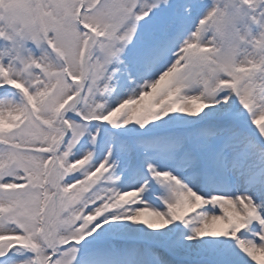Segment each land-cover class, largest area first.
<instances>
[{
	"label": "snow or ice",
	"instance_id": "obj_1",
	"mask_svg": "<svg viewBox=\"0 0 264 264\" xmlns=\"http://www.w3.org/2000/svg\"><path fill=\"white\" fill-rule=\"evenodd\" d=\"M0 264H264V0H0Z\"/></svg>",
	"mask_w": 264,
	"mask_h": 264
}]
</instances>
